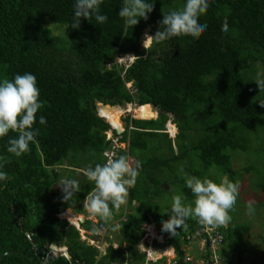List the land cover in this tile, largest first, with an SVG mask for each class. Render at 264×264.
<instances>
[{
    "label": "trees",
    "instance_id": "obj_1",
    "mask_svg": "<svg viewBox=\"0 0 264 264\" xmlns=\"http://www.w3.org/2000/svg\"><path fill=\"white\" fill-rule=\"evenodd\" d=\"M183 3L155 0L149 19H141L131 28L117 14L122 0H103L100 12L107 15L106 23L81 17L80 27L73 29L74 0H0V78L34 74L43 104L33 125L39 135L28 152L17 157L6 151L8 138L17 135L12 130L0 138V165L10 177L0 183V254L10 252L0 258V264H39L41 250L52 242L65 244L71 259L94 264L97 250L81 241L78 231L56 214L93 190L94 183L81 169L105 162L103 150L110 145L105 132L110 126L96 114L98 100L119 105L134 102L140 106L132 112L143 117L154 113L151 105L159 113L157 118L147 120L124 117L125 130L119 137V141H128L133 156L137 155L133 150L148 145L150 138L156 150L153 158L138 157L149 170L144 168L147 172L139 173L129 189V201L134 199L138 204L134 213H127L121 220L119 229L130 244L141 238L150 213L156 221L162 218L153 213L158 205L155 199L172 190L161 187L160 168L178 184L184 175L177 172L176 163L192 175L211 180L208 170L217 167L240 184L243 181L237 179L231 152H244L255 140L258 145L254 148L263 147L264 154V107L258 102L264 101V90L259 91L254 81L258 70L264 74V0H210V7L199 16L207 24L199 36L181 35L162 42L153 37L145 50L140 45L142 35H154L162 12L179 9ZM225 18L229 25L226 34L221 31ZM130 52L135 59L126 68L116 62L117 54ZM128 82L130 89L125 86ZM169 114L178 129L176 150L167 133L157 131L164 129ZM40 115L46 118V124L39 123ZM119 155L126 153L120 149ZM62 161H67L69 169L48 168ZM250 168L242 166L241 170ZM63 176L75 178L80 184L81 191L69 202L62 201L61 191L52 194L53 185ZM166 183L176 182L169 179ZM257 189L261 203L255 210L264 207V179ZM109 207L112 213L117 210L111 203ZM236 208L237 204L229 214L236 213ZM231 217L226 226L216 228L225 235L224 241L234 237L236 257L231 260L243 263L247 248L240 245L238 234L248 233V227L239 224L240 218ZM84 223L95 230L106 224L99 217L97 222ZM200 228L201 237H206L197 218H187L174 234L161 226L165 242L176 249L179 264H190L183 261V247L188 236L197 237ZM26 231L34 233L36 247L30 246ZM259 239L262 258L252 264H264V229ZM121 250L109 248V255L102 257L109 260L100 259L96 264L119 262L115 259L120 253V259L124 258Z\"/></svg>",
    "mask_w": 264,
    "mask_h": 264
},
{
    "label": "clouds",
    "instance_id": "obj_2",
    "mask_svg": "<svg viewBox=\"0 0 264 264\" xmlns=\"http://www.w3.org/2000/svg\"><path fill=\"white\" fill-rule=\"evenodd\" d=\"M102 3L103 0H74L73 21L70 24L71 28L78 29L80 27L81 17L89 21H91L94 17L97 24L106 23L108 20L107 15L101 14L100 12V6ZM154 6L155 0H122V4L117 14L124 20L127 26L132 28L133 26L137 25L141 19L147 21L149 19V14L154 10ZM209 7L210 0H184L182 7H180L179 9L162 12V19L158 22L159 27L157 31L154 33V35L148 32L144 33L142 35L140 45L145 50H147L153 41V37L157 42H162L164 40L171 39L172 37L181 35L192 37L199 36L200 33L205 31L207 28V24L205 22H202L199 19V16ZM221 31L225 34L229 32L227 18H225L221 24ZM144 36L146 42L142 43ZM118 56H122V61H117L116 58V62L120 65H123L124 68H126L135 59L134 54L131 52L125 54H117L116 57ZM130 56L132 57L130 58ZM107 66H109V64H107ZM254 81L258 85L259 91L264 90V74L258 75V77ZM126 84H129L131 86L130 82L125 83V86ZM130 86L126 88L130 89ZM39 96L40 90L37 86V78L30 72L15 74L11 80L8 78H0V138H4L5 136H7L10 130L17 133V135L9 137L7 140L6 151L8 153L14 154L15 156L19 157L22 154L28 152L30 150V143L33 142L39 135V129L33 127L34 123L36 122V114L38 110L42 109L43 107L42 102L39 100ZM96 102L95 106L97 116L103 118V120L109 124L110 129L108 131H114L115 135H113L120 137V134L125 130V121L124 127L119 126L120 133H117L112 125L103 116L100 115L98 111L100 106H97ZM258 102L261 107H264V101ZM103 104H108L110 106H122L119 104L110 103ZM128 104H131L132 107L140 106L134 102L125 103V105ZM127 113H130V111H128ZM157 117L158 115L156 116V118ZM149 119L155 118L150 117ZM168 119L165 122H169L168 125H164V129L157 130L158 132L164 131L167 133L166 127H169V125H171ZM39 123L42 125L47 123L46 118L43 115L39 116ZM129 128L131 129L132 127ZM108 131L105 132V139L107 141H110V145L103 150V155L106 158L105 162L103 164L97 163L95 164V166L89 165L86 168L81 169L83 175L86 176L89 181L94 183V188L86 195L84 199L85 203L83 206L89 215L99 217L105 223L110 221L113 215L112 210L109 207L110 203L114 208L117 209L121 205L126 204L129 189L135 185L136 178L141 167V162L139 160H136V157L129 153L128 141H120L122 143V147H120V145L117 144V138L116 140H114L111 136L106 137V133ZM173 132L171 131V129H169V133L173 135L172 138L174 142V138L176 137L177 133L175 134ZM150 141L151 139L148 142ZM117 146L118 148H116ZM120 149L124 150L126 156H117L118 150ZM174 150H176V145ZM129 158H131L132 160H136L134 162V165L133 162L129 161ZM61 163L55 166H49L48 168L55 167V169L57 170V168L61 166ZM64 169H69V166L66 165ZM9 178L10 177L8 173L3 171L2 165H0V183L7 181ZM185 182L186 187L191 190L194 199L190 204H186L183 194L174 195L172 197L170 212H167L169 218L161 222L162 230L174 234L176 229L182 226L185 223V220L189 217H195L198 219L201 225L213 228L217 226H226L229 222H231L232 217L229 213L236 204L239 194V186L236 182L230 180L227 174L223 175L218 182L208 178L201 179L195 175L187 176L185 178ZM58 185L61 187L62 201L65 202H69L75 193L81 191L79 181L75 178H65L60 183H58ZM161 187H163L162 182ZM246 209L249 215L255 212V207L252 201H249L247 203ZM65 211L56 214L57 217L59 218L61 217V215L63 216ZM83 218V216H70L69 222L71 223V225H76L78 221L82 220ZM145 226H147V228H152V223L147 222L145 223ZM73 227L75 228V226ZM76 230L78 231L79 239L91 246V244L88 243L91 241L84 237V231L82 232L83 238H80V231L78 229ZM105 230V225H102V227H100L99 225L96 230H93V237L94 234L100 236L101 233ZM201 231L202 228L196 231L197 237H195L194 235L188 236V243L183 248L188 249L192 247L194 243H196V247L198 248V234ZM26 233L32 234L30 240L26 237ZM33 235V232H25V237L30 243V246L35 245L32 239ZM158 237H160L161 239L163 237L164 239V233L159 232ZM224 239L225 235L223 234L222 244L224 243ZM49 245H51L59 253V262L67 263L68 260H78L71 259L72 257L65 244L63 245L61 243L52 242L50 244H47V246ZM109 246V244L105 243L102 247H100L99 255L96 257L97 261H99L102 257L109 255ZM118 246L119 245H111V247L113 248ZM218 247L215 252L218 251ZM60 248L62 249V251L60 250ZM143 249L144 246L143 244H141V251H143ZM174 254L176 253L174 252ZM215 254L219 255L218 253ZM220 257L230 263L234 262L237 264H243L239 263L237 260H228L223 258L222 256Z\"/></svg>",
    "mask_w": 264,
    "mask_h": 264
},
{
    "label": "rangeland",
    "instance_id": "obj_3",
    "mask_svg": "<svg viewBox=\"0 0 264 264\" xmlns=\"http://www.w3.org/2000/svg\"><path fill=\"white\" fill-rule=\"evenodd\" d=\"M57 30L55 29L54 32H56ZM146 42L145 40V36L143 37L142 43ZM117 61H122V56H118L116 57ZM263 73L258 70L256 77H258V75H262ZM129 84H126V87H129ZM122 108L124 110V112L122 113V115L120 116V125L121 127H124V117L126 115H129L132 118H139V119H149L151 118H156V116L158 115V111L157 108L151 106V109L153 110V114L149 117H143V116H139L137 114H134L131 110H132V106H127V105H122ZM128 111H130V113H127ZM100 113V112H99ZM133 114V115H132ZM101 115V114H100ZM118 120V122H119ZM168 121H170L171 126L170 128L167 126L166 127V131L168 133V136L172 139V143H173V147L175 148V144L173 142V135L169 133V129H171V131L173 133H177L178 129L176 128L174 122H173V115H169V119ZM169 122L165 123V125H168ZM113 124V123H111ZM128 127H131V124H128ZM263 133V131H262ZM113 137L114 140H116V138L118 139V145H120V147H122V143L119 141V136H114L112 131H108L106 133V137ZM264 139V137H262ZM151 141L148 143V145H146L145 147L142 146H138L135 148V152H137L136 160L138 159H142L146 156H149L150 158H153L152 153H154L155 147H153V145L151 144L152 142V138H150ZM175 139V138H174ZM159 140V136L157 138V142ZM186 141V140H185ZM185 141L183 142V144H185ZM160 143L165 146V142L164 140L161 138L160 139ZM254 144H257L255 142V140L252 141V143L249 144L248 148L246 151H235V152H231V161H232V166L235 170H237L238 174L236 176H238V181H243L240 184H238L239 188V194L237 197V207L236 208V213H231V216L234 215L233 219L236 218H240V223L243 226L248 227V233L245 232H241V233H237L238 236L240 237V245L244 248L246 247V251H244V255H243V264H252L254 262H256L257 260L262 258V254H263V246L260 242L259 236L263 233V229H264V207L260 208L258 210H255V212L251 215H249L247 213V203L249 201L253 202V205L255 208H258V205L261 203V201L259 202L260 198H261V193L258 191L257 187H258V183L264 179V154H262V150L263 147H259L256 149L254 148ZM264 145V144H263ZM118 148V146L116 147ZM161 151V150H158ZM166 153V152H165ZM238 153V154H237ZM146 155V156H145ZM140 157V158H138ZM135 159H131L129 158L130 162H135ZM186 161V159H185ZM143 162H141V167L139 169V173L140 174H144L147 172V170H149V168L147 167H143ZM200 167L202 166L201 163L199 162ZM67 165V161H64L61 163V166H59L57 168V170L62 171L65 170V166ZM180 165V163H179ZM178 165V163H176V166H178V171L179 173H181L182 175H184L183 179H182V183L178 184V180H176L172 175H170L167 171H165L164 169L160 168V174H163L162 177V186L164 188H171V192L169 193H163L159 198H157L155 201L158 202L157 207L153 210V213L156 214H160L164 220L168 217V213L170 212L171 209V204H172V197L176 194H183V196L185 197V203L186 204H190L191 201L194 199L193 194L191 193V190L188 189L186 187V182H185V178L187 176H192V174L189 173V171L182 169L180 166ZM242 166L246 167V166H250L251 168L249 170H245L242 171L241 168ZM144 168H146L147 170L145 171ZM209 174L211 175V177L213 178L214 181L218 182L219 179L223 176V174H221V172L217 169V167H210L208 170ZM144 172V173H143ZM225 175V174H224ZM79 177H83L82 174L78 175ZM66 177L63 176L60 180V182L65 179ZM140 180L143 179L142 176H139ZM172 179L174 182L172 185L171 184H167L166 182ZM59 182V183H60ZM185 187V190H184ZM61 187L59 185H55V187H53L52 189V193H56L57 191H59ZM185 191H188V193H186ZM85 199V198H84ZM83 199V200H84ZM82 200V201H83ZM232 210H230L231 212ZM122 213V211H120ZM240 214V215H238ZM60 218H63L60 217ZM190 219H195V217H189ZM69 219V217L67 218ZM147 228V226H145ZM95 238H101L99 236H94ZM193 252L192 255L190 253L191 256H193L196 260H199L201 258H207L210 257L212 255H214L215 253H218L220 256H222L225 259L231 260L234 259V257H236L235 254V247H234V237H229L228 239H226V241H224V243L219 246L218 251L215 252H207V251H199L198 248H196V243L193 244ZM190 251L189 249H186V252ZM176 258V257H175ZM81 262H85V261H81Z\"/></svg>",
    "mask_w": 264,
    "mask_h": 264
},
{
    "label": "crops",
    "instance_id": "obj_4",
    "mask_svg": "<svg viewBox=\"0 0 264 264\" xmlns=\"http://www.w3.org/2000/svg\"><path fill=\"white\" fill-rule=\"evenodd\" d=\"M150 110L153 111L152 109ZM53 187H55V185H53ZM59 191H61V188L59 189ZM84 203L85 200L80 202L78 201L77 203L74 204V206L66 209V211L70 210V212L65 211L64 213V214L69 213L70 215H73L75 217L83 216L84 218L82 220H79L76 225H71V223L67 218L66 219L64 217L63 218L59 217V218L64 219L67 222L68 226H75V228L80 231L81 234L80 238H83L82 232L84 231V237H86L88 240L91 241V242L88 241L87 242L97 250L94 256L95 259L99 255L100 247H102L105 243L110 245L109 248H111V245L113 246L119 245L118 247L115 248L112 247V249H117L121 247L122 248L121 251L123 252L124 255V258L121 260L120 257L122 256V254L120 253L119 255L116 256L117 258L115 259L120 261L119 262L114 261L113 263L110 264H164L167 260H170L174 256L173 255L174 245L172 243H166L165 240L164 242H162V239L158 237V233L163 232L160 229L162 226L161 222L164 220L163 217L160 218V220L156 221L154 216L150 213V215H148L147 222L152 223V228L151 227L146 228L145 225L142 226L143 234L139 239V241L136 242L135 244H130L126 236L122 235L119 229L120 222L127 213L135 212V206L138 203L134 199L129 201V198H127L126 204L121 205L116 211L112 213L113 215L111 220L105 224L106 230L103 231L99 236L101 237L100 239L93 237L94 228L87 227V225L84 223L85 220H91V222H97V217L91 216L87 213L86 209L83 206ZM83 208L84 211H82ZM120 211H122V213ZM141 244H143L144 246L143 251H141ZM186 249L187 248L183 249V255L186 254ZM188 249L190 251H188L187 253L189 255L191 253L192 255L194 249L193 246ZM101 260H109V258H101ZM94 261L98 263L97 259Z\"/></svg>",
    "mask_w": 264,
    "mask_h": 264
},
{
    "label": "built area",
    "instance_id": "obj_5",
    "mask_svg": "<svg viewBox=\"0 0 264 264\" xmlns=\"http://www.w3.org/2000/svg\"><path fill=\"white\" fill-rule=\"evenodd\" d=\"M102 227V225H100ZM207 232L206 237H201L200 233L198 234L199 241V251H215L218 246H220L223 242V234L220 233L216 227H208L204 226L203 229ZM97 233V232H95ZM32 234L26 233V237L30 240ZM190 239V238H189ZM36 247L35 245H32ZM173 257L170 260H167L164 264H179L177 261L176 254L173 251ZM59 253L51 246H46L43 250H41V257L39 260V264H54L58 260ZM176 257V258H175ZM183 261L190 262V264H237L230 263L222 259L219 255H212L207 258H201L196 260L193 256L189 255L187 252L183 255ZM58 264H86L85 262H81L80 260H68L67 263L59 262ZM96 264V262H94Z\"/></svg>",
    "mask_w": 264,
    "mask_h": 264
},
{
    "label": "bare ground",
    "instance_id": "obj_6",
    "mask_svg": "<svg viewBox=\"0 0 264 264\" xmlns=\"http://www.w3.org/2000/svg\"><path fill=\"white\" fill-rule=\"evenodd\" d=\"M132 56H130L131 58ZM127 106H131V104H128ZM134 107H132L133 109ZM101 114V116H103L110 124L113 123L115 125H117L119 127V122L118 120L120 119V116L122 115V113L124 112L122 106H112V107H107L105 108L104 106H100L99 110H98ZM132 111V110H131ZM119 118V119H118ZM113 124H111L112 126H114ZM169 127H171L169 125ZM172 128V127H171ZM69 214V213H66ZM73 216V215H66V218ZM69 220V219H68ZM60 250L62 251V249L60 248ZM169 251V250H168Z\"/></svg>",
    "mask_w": 264,
    "mask_h": 264
},
{
    "label": "water",
    "instance_id": "obj_7",
    "mask_svg": "<svg viewBox=\"0 0 264 264\" xmlns=\"http://www.w3.org/2000/svg\"><path fill=\"white\" fill-rule=\"evenodd\" d=\"M96 105H97V106L104 105L105 108H107V107H112V106H110V105H108V104H103V103L100 102V101H97V102H96ZM112 127L115 129V131H116L117 133H120V127H118V126H112ZM162 242H164L163 237H162ZM8 253H10V252H9V251H6V252H4V253H1V254H0V257H2L4 254H8Z\"/></svg>",
    "mask_w": 264,
    "mask_h": 264
},
{
    "label": "flooded vegetation",
    "instance_id": "obj_8",
    "mask_svg": "<svg viewBox=\"0 0 264 264\" xmlns=\"http://www.w3.org/2000/svg\"><path fill=\"white\" fill-rule=\"evenodd\" d=\"M174 252L177 254L176 249L174 248Z\"/></svg>",
    "mask_w": 264,
    "mask_h": 264
}]
</instances>
